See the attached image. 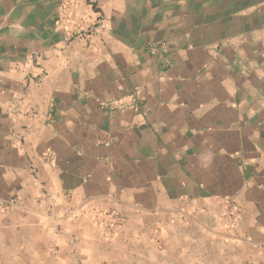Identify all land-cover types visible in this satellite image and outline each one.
I'll return each instance as SVG.
<instances>
[{
    "label": "crops",
    "instance_id": "obj_1",
    "mask_svg": "<svg viewBox=\"0 0 264 264\" xmlns=\"http://www.w3.org/2000/svg\"><path fill=\"white\" fill-rule=\"evenodd\" d=\"M0 205V264L264 261V0H0Z\"/></svg>",
    "mask_w": 264,
    "mask_h": 264
},
{
    "label": "rangeland",
    "instance_id": "obj_2",
    "mask_svg": "<svg viewBox=\"0 0 264 264\" xmlns=\"http://www.w3.org/2000/svg\"><path fill=\"white\" fill-rule=\"evenodd\" d=\"M203 244L204 247H199L198 256L191 259L190 264H264L262 259L246 256V251L248 250L246 246L230 247L231 243L229 242L225 245H223V243H218L215 247V249H219L217 252L218 254L213 256L211 255L213 251H207V243ZM208 245L210 246L209 243ZM38 264H53V262L51 259H42Z\"/></svg>",
    "mask_w": 264,
    "mask_h": 264
},
{
    "label": "built area",
    "instance_id": "obj_3",
    "mask_svg": "<svg viewBox=\"0 0 264 264\" xmlns=\"http://www.w3.org/2000/svg\"><path fill=\"white\" fill-rule=\"evenodd\" d=\"M124 110V107L122 108ZM17 204V201L13 200L9 204H2V208L6 210L10 206ZM1 206V205H0ZM242 216L241 208L230 202H225V211L223 214V224L226 228H234L238 224ZM95 224L101 228L104 237H111L114 234V229L120 224L116 222V218L112 214L97 215L94 219Z\"/></svg>",
    "mask_w": 264,
    "mask_h": 264
}]
</instances>
